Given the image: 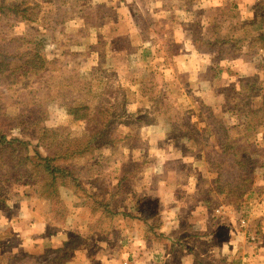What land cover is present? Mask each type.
I'll use <instances>...</instances> for the list:
<instances>
[{
	"label": "rangeland",
	"instance_id": "374dc122",
	"mask_svg": "<svg viewBox=\"0 0 264 264\" xmlns=\"http://www.w3.org/2000/svg\"><path fill=\"white\" fill-rule=\"evenodd\" d=\"M5 1L33 7L36 21L6 18L0 26V48L7 47L12 37H22L24 51H38L53 62L48 71L34 76L20 90L25 98L32 97L31 90L39 98L36 110L45 112L44 125L72 138L88 135L91 124L69 114L71 103L86 93L94 115L99 109L109 113L99 119L106 134L94 155L69 163L86 191L78 195L62 188L65 199L60 193L62 204H53V208L46 203L29 205L22 200L24 189L6 184L12 200L8 204L0 201V239L11 222L20 220L15 216L20 210L48 216V233L56 226L63 228L69 215L66 203L79 211L76 215L82 221L101 218V227L114 233L128 219L124 211H139L146 216L151 208L157 219L161 209L155 202L148 201L143 212L136 211L134 204L161 183L173 194L191 196L192 201L204 196L215 205L228 203L226 197L217 195L216 180L220 175L223 183L236 180L237 168L227 156L220 155L212 163V151L218 150V141L207 134L213 147L201 152L204 134L194 132L206 129L209 114L228 128L246 130L244 123L249 124L251 119H245L246 111L263 105L264 49H252L247 44L236 58H229L238 55L229 49L218 58V47L216 54H205L196 52L192 44L209 36L210 23L220 26L224 20L233 21L242 32L249 29L251 33L247 35L252 37L263 30L264 0ZM233 3L238 9L231 13ZM256 5L260 13L254 11ZM22 108L17 95L0 97V109L4 111L0 112V125L13 126L7 116H15ZM185 123L190 124L189 130L182 126ZM12 134L21 137L19 130ZM247 140L246 147L241 144L242 156L255 176L254 189L263 190L244 209L248 215L256 206L264 207V201L260 202L264 197V128ZM7 179V171L0 165V183L5 185ZM31 196L36 201V196ZM76 202L84 205L76 206ZM106 204L116 213L115 217L108 215ZM110 237L116 239V235ZM49 250L47 247L46 253ZM48 254L44 259L31 256L25 263L52 264L53 260H48L52 254Z\"/></svg>",
	"mask_w": 264,
	"mask_h": 264
},
{
	"label": "trees",
	"instance_id": "16d2710c",
	"mask_svg": "<svg viewBox=\"0 0 264 264\" xmlns=\"http://www.w3.org/2000/svg\"><path fill=\"white\" fill-rule=\"evenodd\" d=\"M257 1L258 3L261 2V0H256V3ZM263 7L264 3H262L261 10ZM32 9L33 7L24 8L22 5L8 4L5 0L0 1V26L4 25L6 18L26 22L36 21ZM234 9H238L235 3L231 7V13ZM257 9L258 6L256 5V10L254 6V11L260 13ZM261 16L263 18L261 23L263 30L257 31L252 37L247 35V33H251L249 29H243L242 32L233 21L224 20L220 26H215V22L210 23L212 28L211 31H208L209 36L201 38L204 43H200L201 40L197 39L193 41L192 47L196 52L203 51L202 53L205 54H216L215 48L218 47L216 54L218 58L228 49L233 53H238V55L234 54L229 58H236L242 53L244 46L247 44L252 49L259 46L264 49V10L261 12ZM3 42L6 41L3 40ZM22 42H24V38L12 37L7 47L2 46L0 48V97L7 98L8 96L14 97L17 95L20 103L23 104V108L18 114L7 116L8 119L14 122L13 126L0 125V165L8 174L5 185L0 183V201H2V204H8L12 200L9 197L10 193L7 192V187H5L6 184H11L14 188L24 189L22 200L27 201L29 205L37 206L46 203L53 207V204H62L60 194L62 188L72 189L77 194L80 191H86L82 188L78 176L73 172L74 170L69 167V163L75 159H84L94 155L95 148L99 146L106 134L104 125L99 122V119H103L104 114L109 113V111L99 109L96 112L97 115H94V110L87 99L89 94L86 93L83 94L84 96L80 100L71 103L69 114L77 121L91 124L88 135L83 138H72L59 129L47 128L44 125L45 112L36 110V106H40L39 98L35 97L32 90V97L25 98L21 96L20 90L28 85L34 76H40L44 71H48L53 62L44 58L38 51H24L21 45ZM203 46L206 48L201 50ZM226 46L227 48H225ZM224 59L226 58H222V60ZM143 60L146 61V55ZM0 112L4 113L2 109H0ZM263 114L264 96L262 106L254 108V110L250 108L246 111L245 119L251 118L249 124L248 122L244 123L248 126H246V130L239 129V131L237 130L238 127L235 126L228 128L222 120L215 119L214 116L212 117L209 114V124L206 129L194 132L195 134L200 132L204 134L202 138L205 143L204 149L200 148L201 152L213 147L210 138H206L207 134L215 137V140L218 141V150L212 151V163H215L217 158L222 155L229 157L237 168L238 176L236 180H227L223 183L221 175L219 176L221 180L220 178L216 180L217 195L226 197L228 204L237 211L245 209L251 200L259 198L263 192V190L254 189L255 176L251 172L248 162L242 156L244 146H241L244 143L246 147L247 139L264 128L262 122L264 116L260 117ZM211 120L213 123H211ZM189 125V123H185L182 126L189 130L190 128L187 127ZM14 130H19L21 137L13 136ZM193 143H197V139H194ZM32 194L36 196V201L32 200ZM143 198L141 202L136 201L134 204L136 211L138 209L143 212L142 208L146 206L148 201L149 203L155 202L156 206L160 208L155 199L145 200L144 196ZM209 201L212 203L211 200ZM213 203L212 207L215 206ZM108 207H110L109 204L104 206L108 215L115 217L116 213ZM53 213L58 215L55 211ZM153 213L154 209L149 208L145 214L154 216ZM124 215L129 218L135 216L146 217L141 215L139 211L136 214L128 215L126 213ZM157 217L160 216L157 214ZM64 256L69 257V252L65 253Z\"/></svg>",
	"mask_w": 264,
	"mask_h": 264
},
{
	"label": "crops",
	"instance_id": "0c3cea01",
	"mask_svg": "<svg viewBox=\"0 0 264 264\" xmlns=\"http://www.w3.org/2000/svg\"><path fill=\"white\" fill-rule=\"evenodd\" d=\"M173 193L163 183L149 190L144 197H154L160 205V217L135 216L131 223L128 217L115 233L101 227V218L82 221L76 215L79 211L66 202L69 215L64 229L56 226L51 233L47 232L48 216L20 210L15 215L20 220L1 232L0 264H26L31 256L44 259L48 253L52 254L48 256L52 264H264V207L256 206L247 215L244 209L236 211L228 203L212 207L207 197L192 201L191 196ZM80 205L84 204L76 202ZM242 217L248 221L246 227L239 222ZM67 252L69 257L64 256Z\"/></svg>",
	"mask_w": 264,
	"mask_h": 264
},
{
	"label": "built area",
	"instance_id": "2783aa9c",
	"mask_svg": "<svg viewBox=\"0 0 264 264\" xmlns=\"http://www.w3.org/2000/svg\"><path fill=\"white\" fill-rule=\"evenodd\" d=\"M239 222H240L242 227H246L248 225V221L244 217H242ZM254 241H256L255 238H253V242Z\"/></svg>",
	"mask_w": 264,
	"mask_h": 264
}]
</instances>
